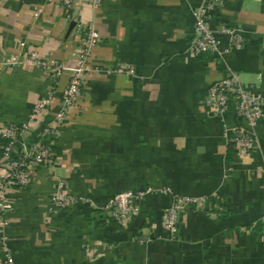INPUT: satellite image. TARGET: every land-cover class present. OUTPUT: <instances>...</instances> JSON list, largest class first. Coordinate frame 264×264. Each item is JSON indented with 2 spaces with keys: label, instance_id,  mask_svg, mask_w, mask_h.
Wrapping results in <instances>:
<instances>
[{
  "label": "crops",
  "instance_id": "obj_1",
  "mask_svg": "<svg viewBox=\"0 0 264 264\" xmlns=\"http://www.w3.org/2000/svg\"><path fill=\"white\" fill-rule=\"evenodd\" d=\"M200 2L101 0L92 8L75 0V18L91 23L101 42L55 145L60 165L9 194L16 264H264V121L255 127V152L243 155L224 136V125L238 124L234 113L212 115L204 102L229 71L264 95V0H222L211 27L243 29L240 47L222 38L223 63L188 56ZM66 14L56 0L0 1V60L31 51L73 67L79 44ZM121 65L134 73H116ZM69 76L55 85L39 66L3 69L0 123L27 121L55 89L50 119ZM58 181L93 205L49 213ZM149 188L124 226L98 212L119 192ZM185 198L204 199L202 209L187 205L175 231L166 230L167 210Z\"/></svg>",
  "mask_w": 264,
  "mask_h": 264
},
{
  "label": "built area",
  "instance_id": "obj_2",
  "mask_svg": "<svg viewBox=\"0 0 264 264\" xmlns=\"http://www.w3.org/2000/svg\"><path fill=\"white\" fill-rule=\"evenodd\" d=\"M4 1V0H0ZM66 11V18L71 30L78 38V47L73 53L75 64L67 67L56 60H47L31 51L20 54L4 61L0 60V72L18 65H32L45 68L55 85L63 73H69L67 85L61 91L58 110L50 119L55 89L39 99L32 107L27 121L23 123H0V264H16L9 238L6 233L9 221L7 215L13 211L9 194L13 190L24 191L29 188L38 171L41 169L55 170L59 159L55 145L61 137L66 116L76 107V102L83 89V82L90 71L92 52L101 42L99 33L91 23H84L75 18V0H56ZM101 0H91V7L97 8ZM222 0H201L192 11L193 32L188 46L189 57L213 55L223 63L224 51L221 47L223 37H228L232 47L243 44V29L235 26L220 24L218 29L211 27ZM115 72L118 74L134 73L130 65H121ZM205 105L212 115L223 117L229 111L234 113L238 124L233 127L224 125V136L229 147L243 155H252L256 150L255 127L264 121V95L253 84L240 81L237 73L229 71L228 77L211 84L205 96ZM38 130L36 139L30 140V131ZM144 192L122 191L111 197L98 212L105 218L124 226L137 213L136 201ZM80 204H91L88 197L73 194L67 190L64 182L58 181L48 200V212L54 213ZM204 199H176L165 216L164 227L175 231L181 213L187 205H194L201 210ZM264 223V216L262 217Z\"/></svg>",
  "mask_w": 264,
  "mask_h": 264
},
{
  "label": "water",
  "instance_id": "obj_3",
  "mask_svg": "<svg viewBox=\"0 0 264 264\" xmlns=\"http://www.w3.org/2000/svg\"><path fill=\"white\" fill-rule=\"evenodd\" d=\"M72 28V24L70 25V29Z\"/></svg>",
  "mask_w": 264,
  "mask_h": 264
}]
</instances>
